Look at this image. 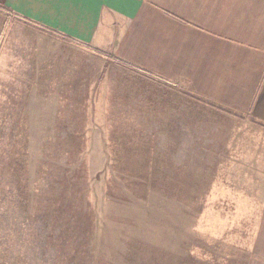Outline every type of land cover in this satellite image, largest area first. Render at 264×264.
Wrapping results in <instances>:
<instances>
[{
    "label": "crops",
    "instance_id": "0c3cea01",
    "mask_svg": "<svg viewBox=\"0 0 264 264\" xmlns=\"http://www.w3.org/2000/svg\"><path fill=\"white\" fill-rule=\"evenodd\" d=\"M0 24V51L49 103L41 132L102 133L111 165L144 159L155 118L213 135L215 196L247 205L246 264H264V0H0ZM94 102L102 121L80 113Z\"/></svg>",
    "mask_w": 264,
    "mask_h": 264
},
{
    "label": "rangeland",
    "instance_id": "374dc122",
    "mask_svg": "<svg viewBox=\"0 0 264 264\" xmlns=\"http://www.w3.org/2000/svg\"><path fill=\"white\" fill-rule=\"evenodd\" d=\"M9 57L6 42L0 51V264L247 263L248 207L216 197L214 166L203 165L214 156L202 146L214 145L213 135L169 134L168 119L155 118L144 159L111 165L102 133L41 132L42 105L49 103L29 94L32 86ZM86 105L80 113L102 121L97 103ZM73 136L77 144L62 147Z\"/></svg>",
    "mask_w": 264,
    "mask_h": 264
}]
</instances>
